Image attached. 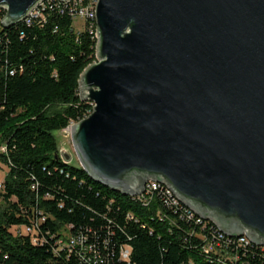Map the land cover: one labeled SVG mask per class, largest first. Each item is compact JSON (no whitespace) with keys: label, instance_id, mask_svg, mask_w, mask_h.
<instances>
[{"label":"water","instance_id":"water-1","mask_svg":"<svg viewBox=\"0 0 264 264\" xmlns=\"http://www.w3.org/2000/svg\"><path fill=\"white\" fill-rule=\"evenodd\" d=\"M38 0H0L1 26ZM79 167L122 195L163 182L228 235L264 244V0H97ZM65 164L71 154L60 151Z\"/></svg>","mask_w":264,"mask_h":264},{"label":"trees","instance_id":"trees-1","mask_svg":"<svg viewBox=\"0 0 264 264\" xmlns=\"http://www.w3.org/2000/svg\"><path fill=\"white\" fill-rule=\"evenodd\" d=\"M45 9L42 20L0 26V264H240V254L203 253L197 228L157 199L143 205L54 157V132L92 110L78 79L95 61V40L67 13ZM38 218L32 234L21 231ZM63 230L82 245L68 250Z\"/></svg>","mask_w":264,"mask_h":264},{"label":"built area","instance_id":"built-area-1","mask_svg":"<svg viewBox=\"0 0 264 264\" xmlns=\"http://www.w3.org/2000/svg\"><path fill=\"white\" fill-rule=\"evenodd\" d=\"M96 1L97 0H38L16 23L24 22L25 24H29L36 18L42 20L46 10L45 8L53 9L58 13H67L72 18L76 17L80 19L82 26H85L96 44L94 15ZM4 13L5 8L0 6V20L3 18ZM75 122H70L68 126ZM3 151L4 146L0 145V152ZM128 196L136 199L143 205L152 204L154 200L157 199L161 207L176 213L178 218H183L190 222L197 228V230H194L193 228L191 233L201 240L200 248L203 253L216 254L218 255V258H227L232 261L238 260L240 257H238V254H240V264H259V260L261 261V264H264V244H255L250 241L244 235L243 231L240 235H228L222 233L213 221L200 218L197 213L176 198L163 182L148 179L142 184V191ZM40 221H42V218L33 220L29 225L23 226L21 231L26 234H32L35 228L38 227ZM66 238L67 240H65L63 244L68 247V250H70V247L72 246L80 247L82 245L83 237L80 234L73 236L67 235ZM31 241L36 242L37 239L31 237ZM57 243L60 244L59 241H57ZM252 247H259L261 251H254ZM127 255L128 251L126 248L120 249L119 256L122 260H127ZM93 258L96 260L95 263H100V261L96 259V256ZM249 258L253 261L250 262Z\"/></svg>","mask_w":264,"mask_h":264},{"label":"rangeland","instance_id":"rangeland-1","mask_svg":"<svg viewBox=\"0 0 264 264\" xmlns=\"http://www.w3.org/2000/svg\"><path fill=\"white\" fill-rule=\"evenodd\" d=\"M72 27L74 30H79L82 28V22L80 19L73 17L72 18ZM54 135L57 140V152L60 151L62 153H68L71 154V160L70 163L76 166H79L70 142V137H69V127H66L60 131L54 132ZM6 172L5 166L0 162V183L1 180ZM65 236H67V233L65 230L62 231Z\"/></svg>","mask_w":264,"mask_h":264}]
</instances>
